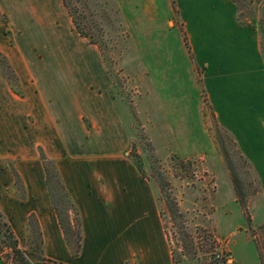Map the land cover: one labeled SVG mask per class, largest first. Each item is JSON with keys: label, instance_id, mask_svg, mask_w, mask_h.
<instances>
[{"label": "crops", "instance_id": "crops-1", "mask_svg": "<svg viewBox=\"0 0 264 264\" xmlns=\"http://www.w3.org/2000/svg\"><path fill=\"white\" fill-rule=\"evenodd\" d=\"M109 1L119 10L132 41L135 34L148 38L155 30H172L170 0ZM173 3L184 32L192 25L186 38L195 41L190 50L200 55L195 56L196 69L218 123L241 147L251 152L264 149V140L259 146L264 122V57L258 31L238 22L231 0ZM160 7L165 9L163 25H157ZM0 15V212L17 243L25 240V228L33 216L46 259L85 264L87 213L81 205L88 204L97 208L89 219L97 225L98 243L103 234L99 217L110 224L109 261L121 264L122 247L127 243L142 250L149 264L169 263L172 256L164 230L151 217V190L134 163L120 158L130 143L111 97L113 82L99 49L77 34L62 0H0ZM133 48L138 49L137 43L133 42ZM1 63L13 74L21 96L11 90ZM41 151L54 163L78 214L81 244L76 258L66 246L47 192ZM97 152L102 154L95 156ZM94 160L101 166L118 167L117 175L92 172ZM6 162L13 169L5 168ZM14 173L22 183V197L8 193L14 187ZM128 177L136 193L127 195L130 206L126 208L119 201L128 192ZM108 202L110 210L106 209ZM98 250L93 251L97 256L90 264H103Z\"/></svg>", "mask_w": 264, "mask_h": 264}, {"label": "rangeland", "instance_id": "rangeland-1", "mask_svg": "<svg viewBox=\"0 0 264 264\" xmlns=\"http://www.w3.org/2000/svg\"><path fill=\"white\" fill-rule=\"evenodd\" d=\"M65 1L77 22L90 28L97 41L114 83L111 97L130 143L120 158L130 162L135 159L133 155L139 158L144 181L152 193L151 217L162 231L159 185H163L176 204L179 223L172 229L169 224V240L165 237L168 251L173 252L172 258L173 255L175 259L180 258L179 264H210L213 254L219 253L230 264H264V149L251 152V149L241 147L211 111L200 72L196 69L195 56L200 55L191 53L195 41L190 43L186 38L192 33V25L184 32L173 0H170L172 30L168 27L159 32L155 30L148 38L135 34L132 41L119 10L111 1ZM239 1L240 23L258 31L264 57L258 28L264 1ZM164 10L158 8L157 25H163ZM133 42L137 43L138 49L133 48ZM3 69L14 83L13 74ZM261 124L263 132L259 146L264 140V122ZM40 153L46 157L43 151ZM92 163V172L101 171L113 176L118 173V167L113 164L108 168L101 166L98 160ZM5 165V168L13 169L12 163ZM47 167L46 185L52 205L59 212L63 226L73 227L72 214L63 198L66 190L61 181L57 183L51 167ZM100 184L104 186L105 181L101 179ZM125 184L128 192L119 202L128 208L130 203L126 197L134 195L136 190L131 177ZM11 190L20 197L24 194L19 179ZM81 206L87 213L84 214L87 236L84 263H92L97 256L93 251L99 249L103 264H114L109 261L106 250L111 242V233L107 230L110 224L104 217H99L97 224L103 234L98 243L95 239L97 225L89 219L92 214H97V208L88 204ZM111 208L108 202L106 209ZM67 239L73 244L70 235ZM18 245L20 250L26 251V238ZM122 251L121 264H149L145 262L142 250L124 243ZM0 254L2 259L10 262L7 249ZM167 264H173V259Z\"/></svg>", "mask_w": 264, "mask_h": 264}, {"label": "trees", "instance_id": "trees-1", "mask_svg": "<svg viewBox=\"0 0 264 264\" xmlns=\"http://www.w3.org/2000/svg\"><path fill=\"white\" fill-rule=\"evenodd\" d=\"M62 1H63L65 8L68 11L69 16L72 19V22H73V25L75 27L77 34L80 37L87 39L91 45H95L97 47V41L93 37V34L90 33V28L84 27V25H81L79 22H77L74 16L73 10L68 7L65 0H62ZM231 1L235 3L237 7V12H238L237 20L240 23L241 3L239 0H231ZM1 21H3V18L0 15V22ZM240 24L242 25V23ZM246 25L250 27V25L248 24ZM258 28H259V33L261 35V46H262L264 44V9L262 11L261 20L258 23ZM262 49L264 50V48ZM1 65L2 67L6 68V70H8L7 67L3 65V63H1ZM3 71L6 74L5 69H3ZM7 78L10 79L9 75H7ZM14 84L15 83H12L11 90L17 96H21L20 90L18 89V87L14 86ZM133 157L135 158L133 160V163L139 175L144 177L141 171V163H140L139 158L137 157V155H133ZM39 158L44 168L46 184L48 180V175H47L48 165L51 167L57 183L60 182L58 172L55 168L54 163L46 159V157L42 153L39 154ZM14 178H15V185H16V183L18 182V177L15 173H14ZM159 190H160V193L158 196V201L160 202L162 206V209H160L159 211V217H160L161 222L163 223L166 239L169 240L168 225L171 224V229L178 226L177 224L179 223L178 220L180 218V215H178V210H177L176 204L174 203V200L170 199L169 195L165 192L163 185H159ZM10 192H12V190L8 191V193ZM63 198L65 199V202L68 205L70 212L72 214L73 227L65 228L62 224V219L59 215V212L55 209L54 205H53V208H54V211L57 217L59 227L64 236L66 246L69 249L70 255L73 258H76L78 256V253L80 250V244H81V234H80V224L78 220V214L75 208L73 207V205L71 204L66 193H63ZM51 203H52V200H51ZM67 235H70L73 238V244H70V242L67 239ZM25 238H26L27 250L22 251L19 249L17 240L15 239L9 225L7 224V222L5 221L4 217L2 216L0 212V253H2L3 249H7V251L9 252L8 259H10L9 263L3 259V264H61L55 261L48 260L44 257L41 234L39 232L37 222L33 216L29 217L27 226L25 228ZM172 253L173 252H171V254ZM172 259H173V264H179L181 262V259L180 258L175 259L174 255Z\"/></svg>", "mask_w": 264, "mask_h": 264}, {"label": "built area", "instance_id": "built-area-1", "mask_svg": "<svg viewBox=\"0 0 264 264\" xmlns=\"http://www.w3.org/2000/svg\"><path fill=\"white\" fill-rule=\"evenodd\" d=\"M210 264H230V262H228L227 259L223 257V255L215 253L211 258Z\"/></svg>", "mask_w": 264, "mask_h": 264}]
</instances>
